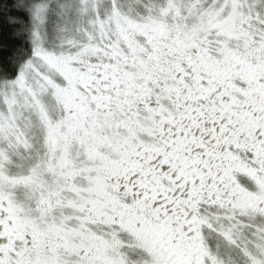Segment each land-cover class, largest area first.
I'll return each mask as SVG.
<instances>
[{
	"label": "snow or ice",
	"instance_id": "obj_1",
	"mask_svg": "<svg viewBox=\"0 0 264 264\" xmlns=\"http://www.w3.org/2000/svg\"><path fill=\"white\" fill-rule=\"evenodd\" d=\"M0 264H264V0H0Z\"/></svg>",
	"mask_w": 264,
	"mask_h": 264
}]
</instances>
